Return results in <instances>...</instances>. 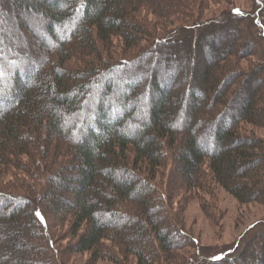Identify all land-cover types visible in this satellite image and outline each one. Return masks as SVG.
Segmentation results:
<instances>
[{
	"label": "trees",
	"instance_id": "obj_1",
	"mask_svg": "<svg viewBox=\"0 0 264 264\" xmlns=\"http://www.w3.org/2000/svg\"><path fill=\"white\" fill-rule=\"evenodd\" d=\"M182 1L0 0L5 17L16 20L22 15L21 34L35 31L40 41L36 50L31 42L16 47L11 76L2 71L0 77V175L13 167L26 183L15 188L0 184V264H62L59 260L70 252H87L95 261L106 256L105 241L142 264L156 262L161 252L168 258L174 245L187 242L181 230L172 228L178 224L165 205L167 196L183 187L204 188L203 164L239 202L264 203V141L247 127H264V86H258L264 85V49L252 26L245 24L243 11L229 19L206 21L193 35L173 29L151 50L130 60L111 63L102 56L113 36L134 44L136 35L144 32L133 22L138 9L168 17L183 14L179 8L192 10L203 0ZM70 24L75 27L66 30ZM229 25L235 27L236 42L216 47L219 30ZM259 32L264 38V30ZM164 43L169 44L154 59H144ZM180 43L191 53L182 61L188 70L168 90L178 70L177 63H168L182 52ZM250 56L260 62L240 69L236 59ZM24 61L27 68H22ZM135 64L140 73L129 77ZM119 67H125L124 72ZM167 67L162 82L159 73ZM114 72L130 85L110 102ZM146 72L153 76L143 85L144 92L136 81L138 73ZM131 98L137 102L132 104ZM137 103L147 110L145 121L131 114L139 110L131 106ZM84 116L79 130L72 119ZM130 123L137 129L131 131ZM64 140L71 143L66 159L52 145ZM164 148L171 151L172 168L167 190L158 188L160 193L150 180L163 165ZM25 156L32 168L18 164ZM42 173L45 186L35 191L27 182H36ZM64 224L65 238L73 241L68 238L66 246L56 249L54 237ZM256 244L216 262L264 264V238Z\"/></svg>",
	"mask_w": 264,
	"mask_h": 264
},
{
	"label": "rangeland",
	"instance_id": "obj_2",
	"mask_svg": "<svg viewBox=\"0 0 264 264\" xmlns=\"http://www.w3.org/2000/svg\"><path fill=\"white\" fill-rule=\"evenodd\" d=\"M1 2H4V0H1ZM1 2L0 6H2ZM179 10L183 11V14H175L169 15L168 17H162L155 14V12H150L145 7L144 9H138L132 14L133 22L139 24L144 32L136 35V38L133 39L134 44H126L123 38L119 37L118 35L113 36L111 38V43L109 44L108 49L102 51L103 58L107 62L111 63H117L125 59L130 60L134 56L136 57L137 54L141 51L146 52V50H151V45L156 44V40L160 41L165 37V34H168L173 29H176L178 34H180L181 32H188V34L193 35L199 31V26L204 22L229 19L230 16H233L234 12L239 11H243L245 14L244 16L248 18L247 20L246 18H244V21H246L245 24H249L252 26V32L254 36L260 40V44L262 46L261 48L264 49V38L263 35L261 36L259 34V29L264 30V0H203L199 6L193 8L192 10L189 9L190 12L188 11V9H186L185 11V9L179 8ZM3 12L4 10L0 9V20L5 17ZM18 13L19 12L17 11V14ZM22 19V15L19 14L16 20H14L13 18L10 19L6 16L4 20L0 21V60L1 64H3L0 70L5 72L9 77L13 72V66L10 58L12 56L11 54L16 51V47L22 49L24 48V45L28 46V43L31 42L34 43L31 49L36 50L37 45L40 42L35 37V35H37L35 31L33 33L26 32V34L24 35L21 34L22 30L20 28L21 25L19 24H21ZM235 22V20H232V24L234 26H236ZM233 25H229L230 27L225 31L219 30L217 41L214 40L215 43L213 42L215 46L217 44L216 47L228 46V44L230 46L233 42H236L234 37L236 36L235 34L237 32L234 31L235 27ZM72 27H75V25H68L66 27V30L67 28ZM3 33L5 34V36L3 35ZM59 36L60 35L57 34L56 39H60ZM168 44L169 43H164L155 51L151 53L148 52L149 54H146L144 59H154L155 53L166 47ZM178 46L182 48V52L179 53V55L173 56L172 63H168L169 67H171V65L174 66V63H177L178 65V70L174 73V76L171 79L172 83L169 85L168 90L174 88L176 82L182 81L183 75L186 74L188 70L186 64L182 61L187 57H189L190 59L191 53H187L184 51V44L180 43L178 44ZM233 47H235V45H233ZM254 47L250 45L249 49L254 50ZM162 59L165 60L163 57ZM72 60L74 63L79 61L75 59ZM236 61L239 68L244 69L245 71L260 62V60L255 56H250L239 60L236 59ZM74 63L71 64V62H69V64L71 65H74ZM23 64L25 65V61ZM30 64L33 65L34 63L32 64L31 61ZM35 65L36 64H34V66ZM135 67H137V64H135L131 68L132 70L128 75L129 77L136 76V72L140 73L138 67ZM198 67L203 69L204 65L199 64ZM22 68H27V66L25 65ZM192 68L193 64L190 65L191 70H189V72L192 71ZM124 70L125 67H119V72H124ZM18 71L20 73L22 72L21 70ZM167 71H169L168 67L161 70V72L159 73L158 79H160L162 82L168 76L166 75ZM139 73L137 74L138 78L136 82L140 83L142 86L139 88H143L142 90L146 92L147 90L146 88H144L145 86L143 87V85L146 83V81H149V79H151L153 75L151 76L149 72H146V74L140 76ZM117 74L118 73L114 72L110 77L111 92L110 96L108 97V100L110 102H114L115 99L119 98L120 94H122V91L127 89V85L128 87L130 85L126 84L124 81H120L121 79ZM221 74L222 73H220V75ZM98 85L101 86L103 84L99 83ZM99 86L98 88L100 89ZM258 86L262 87L264 85L261 82ZM249 87H252V85H249ZM94 96L96 97V94ZM130 100L132 101V104H135L137 102L136 100H134V98H131ZM131 106L139 107V110L136 109L135 111H132L131 114L135 118L140 117L142 121H145L147 118V114L145 111L147 110L140 106L139 103H137V105ZM85 117L86 116L72 119V122L78 126L79 130L81 129V124L83 123V121H86ZM198 117H200V114H197L196 118ZM129 121H132V118ZM181 121L183 123H186L187 118L183 116ZM130 125L131 131L137 129V126L134 125V123H130ZM247 127L264 141V127ZM70 144V142L68 143L65 140L63 142H52V145H56V147H59V151H61L60 158L63 159H66L68 155L66 153V148L67 146H70ZM60 147L62 148L61 150ZM164 151L163 165L158 169L156 176H154L153 179L150 180L155 184L157 190L160 193L161 191L158 188H161L162 191L167 190L166 178L169 176L168 173L172 168V160L170 155L171 151L169 152V150L166 148H164ZM17 162L22 166L25 165L32 168L31 162L26 156L20 157ZM201 171L203 172V175L205 174V176H201V178H203V181L205 182L207 188L206 186L204 187L205 189L201 187H183L182 189H179L178 192L170 193V196H167L168 200L165 203L169 211H171L175 215V221L178 224V226H172V228H176L177 231L181 230L184 233H182L181 235L186 236V238H184V242L187 243L174 245V249L171 250V255L168 258H165V255L161 252L162 256H160L158 259H155L156 262L151 261V263L143 264H218L220 263L216 262L218 259L230 257L231 255L242 251L247 246H255L256 243H261V240L264 238V234H261L264 232V203L239 202L228 190H226V188L216 183L211 178V174L209 175L206 164L201 165ZM139 173L140 175H143L145 177L148 176L146 175V173ZM20 176V170H16V168L11 167L9 174L0 175V184L9 187L13 186V188H15L16 184H26L21 180ZM45 176L46 175L42 173V175H40L36 182H31L23 177L22 178L24 179V181H28L27 184L30 185V187L34 188L35 191H39L45 186ZM60 187L62 186L60 185ZM10 192H14L17 194L20 193L21 195H24L23 193L19 191H13L12 189ZM36 195L38 196V194ZM37 196H35L36 199L38 198ZM67 228L68 225L66 224L58 228V237H54L56 249L66 246V244L68 243V238L70 241H73L72 237L65 238ZM127 230L128 228H123V231L127 232ZM104 244L108 249V254L106 253V256L98 258L95 261H92L90 259V254L87 252H70L59 261H62V264H142L138 262L135 255L123 254V250L120 249V247H117L115 244L109 241H105ZM155 247H158V243H155ZM248 251L249 250L247 249L246 253H248ZM258 252L259 251L256 250L254 252L255 260L259 257ZM229 263L230 262H226V264Z\"/></svg>",
	"mask_w": 264,
	"mask_h": 264
},
{
	"label": "snow or ice",
	"instance_id": "obj_3",
	"mask_svg": "<svg viewBox=\"0 0 264 264\" xmlns=\"http://www.w3.org/2000/svg\"><path fill=\"white\" fill-rule=\"evenodd\" d=\"M3 76V72H2V70H0V77H2ZM37 215H39V213H37Z\"/></svg>",
	"mask_w": 264,
	"mask_h": 264
}]
</instances>
